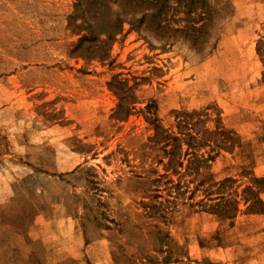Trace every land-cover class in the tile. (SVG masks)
I'll list each match as a JSON object with an SVG mask.
<instances>
[{
	"label": "rangeland",
	"instance_id": "374dc122",
	"mask_svg": "<svg viewBox=\"0 0 264 264\" xmlns=\"http://www.w3.org/2000/svg\"><path fill=\"white\" fill-rule=\"evenodd\" d=\"M0 264H264V0H0Z\"/></svg>",
	"mask_w": 264,
	"mask_h": 264
},
{
	"label": "trees",
	"instance_id": "16d2710c",
	"mask_svg": "<svg viewBox=\"0 0 264 264\" xmlns=\"http://www.w3.org/2000/svg\"><path fill=\"white\" fill-rule=\"evenodd\" d=\"M263 202V201H262Z\"/></svg>",
	"mask_w": 264,
	"mask_h": 264
}]
</instances>
